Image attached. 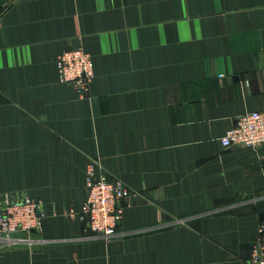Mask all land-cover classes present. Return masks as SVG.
Returning <instances> with one entry per match:
<instances>
[{
	"label": "crops",
	"instance_id": "obj_1",
	"mask_svg": "<svg viewBox=\"0 0 264 264\" xmlns=\"http://www.w3.org/2000/svg\"><path fill=\"white\" fill-rule=\"evenodd\" d=\"M69 49L92 58L86 98L58 81ZM255 112L264 0H0V194L44 216L0 264H250L264 146L220 141ZM90 166L136 195L121 203L133 236L84 239Z\"/></svg>",
	"mask_w": 264,
	"mask_h": 264
},
{
	"label": "built area",
	"instance_id": "obj_2",
	"mask_svg": "<svg viewBox=\"0 0 264 264\" xmlns=\"http://www.w3.org/2000/svg\"><path fill=\"white\" fill-rule=\"evenodd\" d=\"M56 66L60 84L71 87L80 98L89 95L94 80L91 56L82 49H69L59 55ZM220 143L224 149L264 146V113L255 112L240 117ZM135 196L121 180L108 178L104 173L96 176L93 166L88 167L86 199L79 214V220L85 226L84 239L109 242L133 236L132 233L122 232L120 223L123 214L121 203ZM43 218L42 203L30 200L26 193L0 194V251L35 242L33 235L42 233ZM249 262L264 264V230L261 228L259 236L251 244Z\"/></svg>",
	"mask_w": 264,
	"mask_h": 264
},
{
	"label": "water",
	"instance_id": "obj_3",
	"mask_svg": "<svg viewBox=\"0 0 264 264\" xmlns=\"http://www.w3.org/2000/svg\"><path fill=\"white\" fill-rule=\"evenodd\" d=\"M259 218H260L261 221H264V213L260 214Z\"/></svg>",
	"mask_w": 264,
	"mask_h": 264
}]
</instances>
